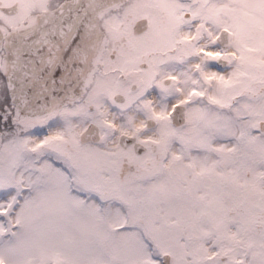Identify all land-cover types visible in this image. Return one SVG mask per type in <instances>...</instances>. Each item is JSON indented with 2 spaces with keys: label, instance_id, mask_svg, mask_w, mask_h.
<instances>
[{
  "label": "snow or ice",
  "instance_id": "obj_1",
  "mask_svg": "<svg viewBox=\"0 0 264 264\" xmlns=\"http://www.w3.org/2000/svg\"><path fill=\"white\" fill-rule=\"evenodd\" d=\"M0 264H264V0H0Z\"/></svg>",
  "mask_w": 264,
  "mask_h": 264
}]
</instances>
